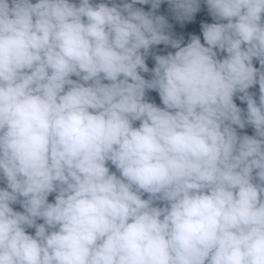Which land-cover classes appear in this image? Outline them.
Here are the masks:
<instances>
[{
    "label": "clouds",
    "instance_id": "1",
    "mask_svg": "<svg viewBox=\"0 0 264 264\" xmlns=\"http://www.w3.org/2000/svg\"><path fill=\"white\" fill-rule=\"evenodd\" d=\"M0 264H264V0H0Z\"/></svg>",
    "mask_w": 264,
    "mask_h": 264
},
{
    "label": "trees",
    "instance_id": "2",
    "mask_svg": "<svg viewBox=\"0 0 264 264\" xmlns=\"http://www.w3.org/2000/svg\"><path fill=\"white\" fill-rule=\"evenodd\" d=\"M188 32H194L195 34H199V29L196 27L195 23L189 27H187L186 29H179L177 28V33L178 35H184L185 40L187 39V33ZM151 65V62H149ZM151 95H155V94H151Z\"/></svg>",
    "mask_w": 264,
    "mask_h": 264
}]
</instances>
